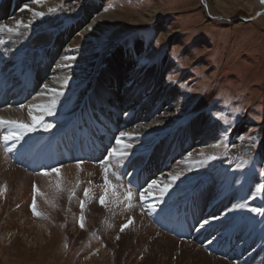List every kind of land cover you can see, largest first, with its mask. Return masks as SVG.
I'll return each instance as SVG.
<instances>
[{
  "label": "rangeland",
  "instance_id": "obj_1",
  "mask_svg": "<svg viewBox=\"0 0 264 264\" xmlns=\"http://www.w3.org/2000/svg\"><path fill=\"white\" fill-rule=\"evenodd\" d=\"M95 1L97 0H87V4H95ZM31 2L33 3V0ZM208 2L214 8L213 15H225L229 20L223 22L208 18L201 0H107L100 7V14L116 13L118 21L112 24L111 20V24L107 23L94 37V46L87 51L91 53L90 59L102 52L107 42L119 29L123 28L116 42L117 47L126 50L127 60L131 59V66L125 67L126 77L133 69L141 71L142 74L146 69H150L154 76L151 79L148 78L149 83L176 90L175 95L168 90L165 97L159 95L161 98L153 108L151 103L148 104L149 107H145V113L148 112L154 116L163 114L167 127L160 131L161 134L154 139L150 148L139 145L143 148H140L139 152L134 151L136 154L131 157L132 163L119 168L118 175L121 181L118 182L114 176H110V179L122 184L123 187L131 185L133 193L131 208L126 207V202L115 204L109 200L107 207L99 203V196L102 194L100 185L103 184L99 161L103 159L107 151L99 160H83V163H92L98 173L94 170L88 173L84 172L85 169H79L74 171L75 174L61 175V190L55 187L57 180L55 174L52 181L46 176H42L39 180L38 178L31 180L27 201L20 202L21 197L17 196L18 189L13 186L15 189L13 191L8 180L0 177V186L7 184L6 193L0 196V264H186L183 251L177 245L170 251L171 254L169 252L164 257L154 250L135 249L137 240L134 239L133 228H135L136 212L139 207L145 217L154 226L156 225L155 227L161 230L162 234L172 235L187 245L192 243L191 247L200 249L212 257L232 263L250 264L258 253V248H261L260 261L255 259L258 263L264 264V231L262 232L264 226H261V230L258 231L254 228V221L262 217L254 213L248 215V209H238L228 213L226 218L212 221L204 228H200V223L204 219L213 215L220 216L233 204L242 202V198H246L254 190L255 183L261 182L259 173L261 169H264V20L258 21L263 15L248 21L240 19L252 17L260 10L261 4L256 0H208ZM6 4H8L7 0ZM36 6L38 11H43L46 15L33 19L36 25L30 27L32 35L24 34L21 37L19 30L18 33H7V36L0 37V41L10 42L13 49L17 47L14 49L16 65L25 64V67L30 70L35 69L34 66H44L46 62L54 66L49 60L51 54L57 50L54 45L59 33L61 34L69 27L76 31V22L83 18L86 10L81 0H42V3ZM49 8H57V11L49 13ZM24 10L29 9H25L24 6L19 8V12ZM153 11L155 12L152 13ZM148 14L151 15L148 23H136L139 15ZM43 35L49 38L54 36V39L48 45L45 44L48 39L41 43L26 45L31 38ZM21 38L29 39L22 45L15 43ZM140 43H143V48L138 52L137 45ZM113 53L114 51H111L108 56H112ZM126 64L127 62L124 65ZM106 65L103 63L102 68ZM87 67L88 65H83L84 69ZM169 76H172L173 80L170 81ZM126 77L123 79L124 82ZM133 81L134 79H130L128 82ZM156 81L158 83H155ZM79 93L80 90L68 93L71 96L68 103L63 106L61 104L57 108L56 115L71 113ZM201 101L204 103L201 116L206 117L205 122L213 127L210 135L216 136L217 140L220 139L222 125L214 120L210 113L219 110L230 113L237 107L243 109L244 115L233 126V131L228 134V155L227 157L222 155L223 146L215 149L210 145L211 143L206 145L208 149L220 155V159H223L213 166L209 162L203 166L195 165L196 172L180 182L181 186L178 185L179 189L181 188L180 192L164 197L156 212L150 213L146 203L154 202V198L142 201L139 193L145 189L144 186L133 185L126 180L125 175L128 171L143 173L144 176L147 175L144 183H148L153 178L156 179L158 175L160 176L162 172H166L174 162L182 160L188 145H193L199 140L195 139L196 135L193 132V123L196 122L198 115L191 117L189 114ZM69 115H74V112ZM142 115L143 112L139 119H143ZM160 125L164 126L161 122ZM205 132H207L206 129ZM257 133L260 143L255 148L252 147L253 140L238 139L244 134L254 136ZM114 142L115 140L112 139L111 147ZM163 154L172 155L168 157L166 165L159 163ZM147 155H153L159 166L165 168L157 174L150 175L151 171H157V167L150 168L142 164L145 158L147 159ZM249 155L254 158V163L242 169L246 172V176H242L239 182H235L234 177L239 175L233 177L230 175L237 171L236 161L233 158L238 156L247 158ZM6 156L11 165L16 164L12 161L11 153ZM137 159L139 161H136ZM224 165H229L226 171L221 170ZM18 166L25 169L22 164ZM174 167L177 169V165ZM40 170L29 171L34 174L39 173ZM78 180L79 185H77ZM34 185L37 189L40 188L39 193L43 194L36 195L37 210L44 214L40 217L34 216L31 211ZM85 188H91L95 195L94 198L86 200L85 226L81 228L80 200L85 199L83 193ZM73 191L75 195L69 199ZM188 202H192L193 205L191 214L187 206ZM252 202L248 201L249 205ZM119 206L124 208V211L119 209ZM195 211L198 213L195 214L196 219L198 215L201 217L198 221L193 215ZM91 213L93 216H90ZM182 214L188 218L192 217L190 219L197 229L212 231L210 239L202 241L198 238L194 242L190 236L177 234L176 237L171 230V225L177 223ZM129 218H132L134 222L121 232V225L127 223ZM161 218L168 219L169 225L156 221ZM237 224H242L243 227L234 226ZM217 225L219 228H216ZM231 234L233 238L228 249L241 246L245 250L243 258L228 257L207 246L209 241H213L224 248L226 242L229 243ZM256 234L261 235L255 237ZM131 240L134 242L127 246ZM102 250L106 252L102 254Z\"/></svg>",
  "mask_w": 264,
  "mask_h": 264
},
{
  "label": "bare ground",
  "instance_id": "obj_2",
  "mask_svg": "<svg viewBox=\"0 0 264 264\" xmlns=\"http://www.w3.org/2000/svg\"><path fill=\"white\" fill-rule=\"evenodd\" d=\"M7 1L8 4H6V0H0V23H6L8 25L15 26L16 20H21L24 23H28L29 20H32L31 25H36L30 10L19 12V8H22L25 4H28L30 9H35L38 11L36 4H33L31 0ZM201 1L204 5V11L208 18L212 20L219 19L223 22H225V20H229V18L225 15H222L225 20L213 15L212 11L214 8L209 5L208 0ZM256 1L261 4L260 10L257 12H259V15L264 16V3H261V0ZM81 2L85 4L84 7H86V10L83 18L76 22L78 25L76 27L77 33L76 31H73V28L70 27L64 30L61 34L59 33V37L57 38V41L54 45L57 47V50L51 54L52 56L49 60V62L54 64V66L48 65L46 62L44 66H34L35 69L30 70V68L27 69L25 67V64H22V66L16 65V52L14 49L17 47H14L13 49L10 46V42L8 41H3L0 43V115L6 118L22 119L25 122H30L27 108L21 110L19 109V105L46 102L48 98L47 96L38 95L45 91L43 85L47 84L50 88H58L60 87L62 78L65 76H70L71 79L69 80L67 87L64 88L65 94L60 98V103L57 105V108H59L61 104L63 106L64 104L68 103V99L71 97L68 93L80 90L72 110L74 115H69L72 113L71 112L69 114L59 113L58 115H55L57 117L52 116L54 118L45 117V121L51 122L55 126L49 132H44L41 130L36 133H31L25 138L24 141L21 142L20 145H17V149L11 153L13 158L12 161L18 165L22 164L25 169H21V167L16 164L11 165L9 158L4 154L2 147H0V177H4L5 180H8L11 188L14 186L16 189H18L17 191L19 194H17V196L19 198L21 197L20 202L22 200H28L30 181L35 178H38L39 180L43 176L39 175L38 173L33 174L30 172L27 167L30 163H33V167H36L37 170L48 166L63 165L61 169V175L69 176L74 173V171L79 170L76 167V161L78 159L85 161L86 155L90 150L98 156L97 158L102 157L105 152L111 148L112 139L115 140V136H117L119 132L125 131L134 134L141 133L139 135H143L139 136L138 139L133 138L132 140L128 141L133 144L134 152L141 148L139 145L150 148L154 142V139H156L157 136L161 134L160 131L167 127V125H165L166 121L163 119V114L154 116V114H149L148 112L145 113V107H149L148 104L151 103L153 108L154 104L161 98H159V95L165 97V95H167V90L168 92L170 91L173 95H175L176 90L168 86L161 87L159 84H156L157 86H155L154 84H151L152 82L149 83L148 78L151 79L154 76V73L150 69H146L144 74H142L141 71L133 69L132 71H129L130 74L128 77H126L125 67L131 66V59L129 61L127 60L126 50L117 47L118 45L116 42L120 33L124 30L123 28L119 29L114 34V37H112V39L107 42L102 52L97 53L93 59H90L91 53L88 52V54L87 51H89L94 46V37L100 31H102L107 23L115 24L118 20L116 19V13L110 15H103L99 13L100 7L103 6L107 0H97L94 2L95 4L90 3L89 5L87 4V0H81ZM87 6L92 7L89 8ZM10 11L14 12L11 13ZM154 12L155 11L152 13ZM255 14L256 12L253 14L252 19L255 18ZM150 16L151 15L149 14L139 15L136 23H148ZM263 16L259 17L258 21L264 20ZM111 20L112 22L110 23ZM20 33L21 37L24 34L32 35V30L30 28L24 29L21 27ZM1 35L2 33H0V37L7 36V33H4L2 36ZM28 39L29 38L24 40L21 38L16 40L15 43L22 45L26 43ZM53 39L54 36H51L50 38L46 35L41 37L37 36L31 38L26 45L28 46L29 43H41L45 40H47L45 44L48 45ZM115 48L116 50H114ZM137 48H139L137 50L140 52L143 48V43L137 45ZM111 51H114L113 55L108 56V53ZM67 55H74L76 57V60L71 62V68L62 67V64L64 63L63 57ZM126 62L127 64L124 65ZM103 63L107 64L104 68H102ZM84 64L88 65L89 68L87 67L84 69ZM124 77H126L125 82L123 81ZM130 79H134V81L131 82L132 84L128 82ZM155 83L158 82L156 81ZM8 105H11V108H9ZM203 107L204 103L201 101L194 106L193 112L189 114L191 117L198 115V117L195 119L196 122L193 123V132L196 135L195 139L199 140L193 145H188L189 148L187 147V149L184 150V156L182 160L179 162H174L172 167L168 168L166 172H162L163 174L161 173V175H158L156 178L157 180L163 179L164 181H167L169 173L175 175L177 171L184 172V175L181 176L180 179L175 182V184H173L171 189H169V192L164 196L165 198L170 196L172 193L180 192V182L188 179L193 175L194 172H196L195 165L203 166L205 164L201 163V161L205 159V157L199 156L201 150H203L205 154L214 153L211 149H208L207 146L210 143L211 146L215 144L217 137L210 135L213 127L205 122L206 117L201 116ZM142 112L143 119H139ZM125 113H128V115L126 116ZM160 122L164 124V126L160 125ZM205 129L207 132H205ZM209 129L210 133H208ZM149 133L153 134L150 136L148 135ZM113 146H115V142ZM261 152L263 153V148ZM189 153H191V157L188 156ZM171 156L169 154L167 156L163 154L159 163L166 165L165 163L168 162ZM222 159L223 158L208 162L213 166ZM136 161H139V159ZM156 161L157 160H154L153 155H147V159L145 158V160L142 162V164L144 163L150 168L157 167V171H151L150 175L157 174V172L165 168L160 167ZM174 165H177V169H175ZM227 166L229 165L222 166L221 170L226 171ZM188 168H191V171H187ZM80 169H85L84 172L87 171L89 173L91 170L96 171L97 168L92 165V163H82ZM131 173V176L126 174L125 177L126 180L133 185H141L142 187L144 186V188H146L147 184L150 183H144L147 179V175L144 176L143 173H139L137 171H131ZM230 175H232L231 177L234 175H239L234 177L235 182H239V178L242 176L245 177L246 172L244 170H235ZM143 176L144 178L142 179ZM47 178L48 180L52 181L54 176L52 175L51 177ZM42 180L44 179L42 178ZM14 187L13 191H15ZM175 187L177 188L175 189ZM128 188V186H125L123 189H120V192L123 193ZM146 195L148 194L146 193ZM158 195V191H153L151 195H148V198H154V202H149L146 204L155 203L156 197ZM187 206L190 209L189 213L191 214L193 208L192 202H188ZM250 206H262L261 200L257 199L255 202H252ZM119 209L122 208L119 206ZM146 213L148 214V212ZM195 214L198 213L195 211V213H193L194 217ZM251 214L252 213L249 212L248 215ZM90 216H93V214L91 213ZM136 216V224H134L135 228H133L135 238H133L137 240L135 249L138 251L139 249H143L145 251L154 250L155 252H160V254H162L164 257L171 250H173V248L175 249L177 245L179 249L183 251L186 264L241 263H232L224 259L212 257L200 249L191 247L193 246L192 243V245H187L182 241L177 240L172 235L170 236L166 233L162 234L161 230L157 229V226L155 225V227L152 222H150V220L145 217V214L140 209V207L136 212ZM190 218L192 217L188 218L182 214L178 219V222L173 224L171 227L173 234L177 237L179 233L183 235L184 232L186 235L189 233L187 236H190L191 240L193 239V241L198 238L202 241H208L212 231L200 230V228L197 229ZM200 219L201 217L198 215L196 221ZM202 219L204 218L202 217ZM259 220L254 221V228L256 231L261 230V226H264V223H262V221H264V217L260 218ZM156 221L161 224L166 223L169 225L170 223L168 219L166 220L164 218L156 219ZM190 225L193 228V231L192 228L190 229ZM216 228H219V226L217 225ZM192 232L193 234H191ZM220 235L223 237L222 234ZM260 235L261 234H256L255 237H260ZM229 237V243L226 242V245L223 246L224 248H221L217 242L213 241H209L211 243H209L207 246L212 250L219 251L221 254H226L228 257L233 256L235 258L238 256L243 258L245 250L241 246H237L235 249H228V245H231L233 234L229 235ZM133 242L134 240L129 241L127 246L131 245ZM260 250L261 248H258V253L255 255L250 264H263L262 262L258 263L262 254ZM105 252L106 251L102 250V254Z\"/></svg>",
  "mask_w": 264,
  "mask_h": 264
},
{
  "label": "snow or ice",
  "instance_id": "obj_3",
  "mask_svg": "<svg viewBox=\"0 0 264 264\" xmlns=\"http://www.w3.org/2000/svg\"><path fill=\"white\" fill-rule=\"evenodd\" d=\"M33 3L40 4L42 3V0H33ZM261 3H264V0H261ZM109 7H112V5H109ZM24 8L31 11L33 19L37 17H44L46 15V13L43 11L30 9L28 4H25ZM55 11H57V8L48 9L49 13ZM31 23L32 20H29L28 23H24L21 20H16L15 26L0 24V33H18L21 27L24 29L30 28ZM157 43H159V41ZM75 60L76 57L74 55L64 56V63L62 64V67L71 68V62ZM70 79V76L63 77L60 82V87L58 88H50L47 84L43 85L45 91L38 95L47 96L48 98L46 102L19 105V109L21 110L27 108L30 122H25L22 119L6 118L0 115V147L3 148L5 155L13 153L17 149V145H20L21 142L24 141L25 138L28 137L31 133H36L41 130L44 132H49L55 126L53 123L45 121V117H52L56 115L57 105L60 103V98L64 96V88L67 87ZM168 79L171 81L173 80V77L169 76ZM188 91H192V89H188ZM8 107L11 108V105H8ZM125 115L127 116L128 113H125ZM210 115H212L213 119L219 121L222 125L220 139L217 140L216 143L212 145V147L215 149H220L223 146L224 152L222 153V155L227 156L229 146L228 134L233 131V126L239 121L241 116L244 115V111L242 108L237 107L232 109L230 113H225L223 110H219L216 112H211ZM258 137V133L254 136L244 134L238 137V139L243 140L245 138H248L250 140H253L254 142L252 144V147L255 148L260 143ZM133 138L138 139L139 134L129 133L125 131L119 132V134L115 136V146L111 147L107 151V154L103 157V159L99 161L103 176V184L100 185V187L102 188V194L99 196V203L104 207L108 206L109 200H111L113 203L126 202V207H132L131 200L133 197V193L131 191V185L126 191L121 193L120 189L123 187V185L120 183H114L113 180L110 179V176H114L117 181H120L121 177L118 175L119 168L121 166L130 165L132 163L131 157L136 153L133 152V144L128 141L132 140ZM137 152H139V149L137 150ZM200 155L202 157H205V159L202 160L201 163H207L208 161H215L220 159V155H217L216 153L205 154L203 150H201ZM188 156L191 157V153H189ZM233 159L236 161L235 169L237 170L245 169L246 166L252 165L254 163V158L251 155H249L247 158H245L244 156H238L234 157ZM82 163V160L78 159L76 161L77 169L81 168ZM62 167L63 165L43 167L38 174L46 177H51L53 174H55L57 177L55 187L57 190H61ZM187 171H191V168H188ZM127 175L131 176L132 173L128 172ZM183 175L184 172L177 171L175 175L169 173L167 181H164L163 179H153L150 183L147 184V187L139 193L140 199L142 201H147L148 195H151L153 191L159 192V195L156 197L155 203L146 204V207L150 213L156 212L160 203L163 202L164 196L169 192V189H171L173 184H175V182L179 180ZM259 176L261 178V182L255 183L254 190L251 191L246 198H242V202L233 204L231 208L227 209V212L222 213L220 216L213 215L208 219H204L200 223V228H204L212 221H219L223 218H226L228 213L234 212L238 209H248L249 212L254 213L260 217H264V169H261ZM79 183L80 181L78 180L77 185H79ZM6 191L7 184L5 183L4 185L0 186V196H3ZM38 193L39 190L34 185L31 211L34 216L40 217L44 214L37 210L36 195ZM83 193L85 199L80 200L81 214L79 223L81 228H84L85 226L84 209L86 206V200L94 198L95 195L92 192L91 188H85L83 190ZM146 193L148 195H146ZM39 194L43 195L42 193ZM74 195L75 192L73 191L70 194L69 199H71ZM257 199L261 200L262 206L255 207L249 205L248 201L255 202ZM132 222V218H129L127 223L121 225L120 231L123 232ZM262 223H264V221H262ZM234 226L243 227L242 224H237ZM262 231H264V229H262ZM117 239H119L118 236Z\"/></svg>",
  "mask_w": 264,
  "mask_h": 264
},
{
  "label": "water",
  "instance_id": "obj_4",
  "mask_svg": "<svg viewBox=\"0 0 264 264\" xmlns=\"http://www.w3.org/2000/svg\"><path fill=\"white\" fill-rule=\"evenodd\" d=\"M258 15H259V12H256V14H255L254 16L256 17V16H258ZM218 18H220V19H222V20L224 19V18H223L222 16H220V15L218 16ZM240 19L243 20V21H248V20H251L252 17H250V18H243V17H241ZM224 20H225V19H224Z\"/></svg>",
  "mask_w": 264,
  "mask_h": 264
}]
</instances>
